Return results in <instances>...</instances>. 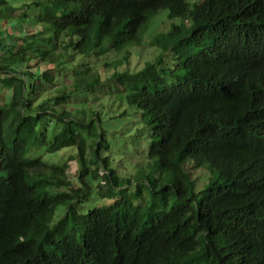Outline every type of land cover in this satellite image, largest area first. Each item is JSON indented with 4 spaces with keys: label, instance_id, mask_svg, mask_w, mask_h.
<instances>
[{
    "label": "trees",
    "instance_id": "obj_1",
    "mask_svg": "<svg viewBox=\"0 0 264 264\" xmlns=\"http://www.w3.org/2000/svg\"><path fill=\"white\" fill-rule=\"evenodd\" d=\"M162 10L160 54L117 71ZM0 24V264H264V0H0ZM111 51L103 79L89 59ZM37 61L72 88L38 101L55 76ZM109 93L147 125L152 173L110 167L102 111L83 98Z\"/></svg>",
    "mask_w": 264,
    "mask_h": 264
},
{
    "label": "rangeland",
    "instance_id": "obj_2",
    "mask_svg": "<svg viewBox=\"0 0 264 264\" xmlns=\"http://www.w3.org/2000/svg\"><path fill=\"white\" fill-rule=\"evenodd\" d=\"M31 1L32 0H17V4L20 5V3H29ZM165 11L166 10H162L160 14L153 19L152 23L149 26V29L143 35L142 43L139 46H128V49H130V64H123L122 66L117 68V71H138L142 69L147 62L154 61L155 58L160 54L159 50L151 47L150 42L152 41V37L154 35L160 32H164L170 27L171 22L168 20L167 15H164ZM174 22L178 23L179 20H174ZM1 24L0 28L2 29ZM9 31V27L7 26L6 32L8 34L5 42L7 44L10 41L11 37ZM11 31H16L15 38L20 39V31H18L17 29H13ZM10 47L11 44H8V48ZM55 49L57 50V55H59V60L65 62V64H67L68 60L73 59L70 54L68 56V54L65 53L64 50L59 46H56ZM118 58L119 55H116V53L111 51L109 52L106 59L91 57L89 61L94 64L96 70L99 71L102 74L103 79H105L113 73L114 66L116 63H118ZM81 60L82 59L77 56L75 59H73L72 65L81 62ZM107 63H109V65ZM106 64L108 66H105ZM55 66H57V64H55ZM59 69L64 70L63 67ZM56 70L54 68V65L41 61H37L36 67L32 69L35 75H38L40 71L45 72L44 74L48 72L60 73L58 70ZM54 76L55 75H53V77ZM71 82L72 84L74 83L73 78H68L66 80L65 77L59 76L58 74L55 76V80L53 82L55 86H51L52 84L48 81H42V86L43 88H46L47 93L45 92L42 98H38V101H41L43 98L47 97L53 99L59 93L64 92L66 88L70 90L72 88V86H70ZM83 98L85 99V110L89 111L99 109L100 111H102L100 115V124L107 130V137L111 145L110 150L106 153V156L109 159L110 167L114 169L119 176L131 177L132 179H134L135 177H140L146 173H152V168L154 167L155 162L154 159L150 160L148 155L149 130L147 125L142 122L140 113L131 109L124 98H121L119 96L114 97L110 93L106 96H97V94H85L83 95ZM83 98L80 96L74 97L75 102H80L83 100ZM7 100V92H5L4 95H0L1 102H6ZM65 107L67 109H74L73 107L70 108L68 105H65ZM125 111L128 114L129 126L127 125L123 127L124 123L126 122L123 116V113ZM76 152L77 150L75 147H69L64 148L56 153H44L42 156L44 157L43 159L46 162L54 164L65 162L70 156H76ZM78 170L79 164L77 163V159L76 161L70 162L68 176L70 181L75 184H77L76 178ZM193 173L195 174L194 176H208V173L204 170H194ZM200 184L202 185L203 182H201ZM198 190H201V187H198ZM96 201V199L92 200V204H94ZM97 202H99L98 204L100 206H103L106 203V200H98ZM63 211V207H59L55 221L61 217L60 214Z\"/></svg>",
    "mask_w": 264,
    "mask_h": 264
},
{
    "label": "clouds",
    "instance_id": "obj_3",
    "mask_svg": "<svg viewBox=\"0 0 264 264\" xmlns=\"http://www.w3.org/2000/svg\"><path fill=\"white\" fill-rule=\"evenodd\" d=\"M164 15H167V11L164 12Z\"/></svg>",
    "mask_w": 264,
    "mask_h": 264
},
{
    "label": "bare ground",
    "instance_id": "obj_4",
    "mask_svg": "<svg viewBox=\"0 0 264 264\" xmlns=\"http://www.w3.org/2000/svg\"><path fill=\"white\" fill-rule=\"evenodd\" d=\"M165 7V6H164ZM49 95V94H48ZM52 95V94H51ZM54 97V96H53Z\"/></svg>",
    "mask_w": 264,
    "mask_h": 264
}]
</instances>
